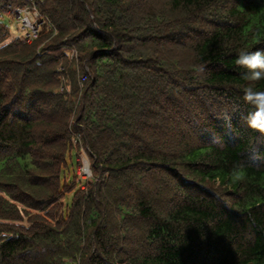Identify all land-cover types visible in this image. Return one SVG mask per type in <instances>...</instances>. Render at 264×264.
I'll return each mask as SVG.
<instances>
[{
    "label": "trees",
    "instance_id": "1",
    "mask_svg": "<svg viewBox=\"0 0 264 264\" xmlns=\"http://www.w3.org/2000/svg\"><path fill=\"white\" fill-rule=\"evenodd\" d=\"M31 1V43L0 21V264H264V79L236 63L264 0Z\"/></svg>",
    "mask_w": 264,
    "mask_h": 264
},
{
    "label": "clouds",
    "instance_id": "2",
    "mask_svg": "<svg viewBox=\"0 0 264 264\" xmlns=\"http://www.w3.org/2000/svg\"><path fill=\"white\" fill-rule=\"evenodd\" d=\"M236 63L246 69L242 79L245 81H260L264 79V50L240 51ZM244 99L256 106V111L250 113L247 123L250 127L264 132V91L252 87L244 89Z\"/></svg>",
    "mask_w": 264,
    "mask_h": 264
},
{
    "label": "built area",
    "instance_id": "3",
    "mask_svg": "<svg viewBox=\"0 0 264 264\" xmlns=\"http://www.w3.org/2000/svg\"><path fill=\"white\" fill-rule=\"evenodd\" d=\"M17 16H22V24L25 29L23 40L31 43L39 36V31L44 21H39L40 13L38 12L37 3L31 1V5L18 9ZM76 55L74 50L72 56Z\"/></svg>",
    "mask_w": 264,
    "mask_h": 264
},
{
    "label": "rangeland",
    "instance_id": "4",
    "mask_svg": "<svg viewBox=\"0 0 264 264\" xmlns=\"http://www.w3.org/2000/svg\"><path fill=\"white\" fill-rule=\"evenodd\" d=\"M0 21L5 23L7 26H9L10 31L13 34H15L17 32V28H20V24L17 23V19L14 16L9 15L8 13L7 14H0ZM79 159L81 161V165L78 167L77 173L79 171L81 173L80 176H81V179H82V186H83L84 180H89V178L92 176V173L90 171H88V173L84 172V171H86V166L84 165L83 162H85V163L90 165V159H89L88 153L85 152V150H83V152H80Z\"/></svg>",
    "mask_w": 264,
    "mask_h": 264
}]
</instances>
